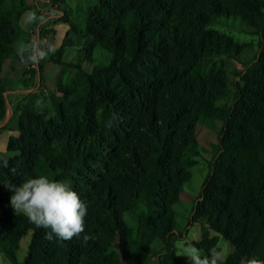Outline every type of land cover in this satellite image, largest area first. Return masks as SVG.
<instances>
[{
    "label": "trees",
    "instance_id": "16d2710c",
    "mask_svg": "<svg viewBox=\"0 0 264 264\" xmlns=\"http://www.w3.org/2000/svg\"><path fill=\"white\" fill-rule=\"evenodd\" d=\"M32 8L0 0V124L9 108L2 67L20 61L14 39ZM217 16L264 37V0H96L83 25L65 14L69 29L49 61L69 72L68 82H58L40 107L18 102L19 136L0 158V248L9 260L179 264L171 237L197 163L188 152L197 147L199 123L219 120L220 153L194 220L231 242L225 264L243 256L264 261V48L241 75L233 104L221 105L230 82L216 58L238 57L248 45L212 28ZM66 49L90 67L64 61ZM40 175L68 183L87 204L79 238L49 241V229L12 209L9 188ZM29 231L20 263L16 253ZM85 234L94 239L85 244ZM216 243L207 229L197 246L208 254Z\"/></svg>",
    "mask_w": 264,
    "mask_h": 264
},
{
    "label": "rangeland",
    "instance_id": "374dc122",
    "mask_svg": "<svg viewBox=\"0 0 264 264\" xmlns=\"http://www.w3.org/2000/svg\"><path fill=\"white\" fill-rule=\"evenodd\" d=\"M29 1L33 2L32 11H34L38 17H43V20H37V22L33 24L31 33L28 32L26 23L23 20V24L21 25V33L18 34L14 39L13 45L15 52L20 45L27 43L29 41L28 39H30L31 41L34 38L46 40L48 44L53 45L57 50L61 46L65 34L69 29V23L62 20V18L65 17V14L71 21H75L78 22L80 25H83L86 12L95 3L96 0ZM38 8H40L41 11H39ZM25 18L26 16H24V19ZM212 28L232 36L233 39L239 44L248 45L245 49L242 50L238 57L216 58L218 63L226 68L230 82V94L226 99L221 102V105L230 106L233 104L236 98V87L237 83L240 81L241 75L249 66L248 64H250L256 59V56L261 51V45L263 46L262 48H264V37L252 33L251 28H249L245 23L232 17H214ZM51 55L52 54H50L49 57ZM49 57L48 61L42 64V67L43 71L44 69L47 71L46 77L49 78L50 81V83L48 84L50 91L48 93L41 91L37 93V95L33 93L21 94L19 97V101L18 99H12V96H8L9 93H6L7 101L10 106L11 103H13L14 108L18 104V102H23V104L27 106L40 107L37 104V101L45 100L47 104V98L49 94L52 92H57L58 82H61L63 84H66L68 82V71H64L57 79H52V74L55 73L54 70L58 72V70L62 69V66L49 61ZM63 59L64 61L73 62L75 64L81 63L87 68L90 67L88 63L81 61V57L78 55V53L75 52L74 49H66L64 52ZM99 59L105 61V58L102 56H99ZM51 68L53 69L52 71ZM1 77L5 86L8 89L10 88V85L13 88L14 86H18V80L16 78L7 79V77H5V72L1 74ZM223 127L224 123L219 120L202 121L197 127V147L194 151L188 152V155L194 160H196L197 163L191 169L192 179L190 182L185 184L184 194L181 198L180 203L175 206V211L177 213V227L173 236L171 237L174 252L177 250V245L192 243L194 246L200 249L202 254H206V250L204 248H201L200 246H197V244L201 242L202 233L207 229L209 230L210 238H217L216 246L213 247L211 250L222 249L225 253L226 258L230 254H232L234 250V247L231 242L227 241L213 230H210L209 227L206 225L205 221L194 220L195 207L202 200L201 191L204 187L206 180L209 177L212 164L220 153V138L222 136ZM1 128L2 127L0 125V129ZM13 131H17L16 120H14L8 128L0 130V158L5 157L7 155L5 147L10 137L14 135ZM1 150H3V152H1ZM31 239L32 231H29L28 234L21 241L20 248L16 253V259L18 262L22 263L26 258ZM176 260L179 264H189L186 257L176 255ZM0 264H14L11 260L7 258L1 248Z\"/></svg>",
    "mask_w": 264,
    "mask_h": 264
},
{
    "label": "clouds",
    "instance_id": "9594fccd",
    "mask_svg": "<svg viewBox=\"0 0 264 264\" xmlns=\"http://www.w3.org/2000/svg\"><path fill=\"white\" fill-rule=\"evenodd\" d=\"M25 16L27 23L43 20L34 11L27 12ZM55 52L56 48L46 40L35 38L16 49L21 63L31 65H38ZM37 104H41V101L38 100ZM3 167H8L7 160L3 161ZM11 171L16 173L15 168ZM9 190L13 193L10 205L15 213L23 214L37 228L49 229L46 232V239L49 241H70L85 233L87 204L68 183L40 175L35 178L27 177L21 184ZM92 239L94 237L90 234L83 235L85 244ZM175 254L186 257L189 264H225L226 260L222 249H213L208 254H202L192 243L177 245ZM239 264H264V261L243 256Z\"/></svg>",
    "mask_w": 264,
    "mask_h": 264
},
{
    "label": "crops",
    "instance_id": "0c3cea01",
    "mask_svg": "<svg viewBox=\"0 0 264 264\" xmlns=\"http://www.w3.org/2000/svg\"><path fill=\"white\" fill-rule=\"evenodd\" d=\"M27 3L31 6H33V2L28 0ZM38 9H39V11H41L40 8H38ZM28 12H30V11H28ZM24 16H25V13L20 20V25L23 24V20H24L26 23V27L28 28V32L31 33L32 26L35 23H27L26 18L24 19ZM47 61H48V59L41 61L38 65H30V64H23L16 58L8 59L3 64L1 74L3 72H5V77H7V79L16 78L18 80V86H16V87L14 86V88H13L10 85L9 89L6 87V89H7L6 93H9L8 96H12V99H14V100L18 99V101H19V97L21 94L33 93V94L37 95V93H39L41 91L48 93L50 91V88L48 85L50 83V81H49V78L46 77L47 71L45 69L43 71V67H42V64L46 63ZM52 70L53 69L51 68V71ZM54 71H55V73L52 74V79H57L65 70L62 67V69L58 70V72H56V70H54ZM8 74H9V76H8ZM44 75L46 78L44 77ZM13 105H14L13 103H11V106L9 105L7 116L4 120V122L0 124L2 129L8 128L10 126V124L15 120ZM13 133H14L13 137L19 136L18 130L13 131ZM7 145H8V143H7ZM7 145L5 147L6 150H7ZM1 152H3V150H1Z\"/></svg>",
    "mask_w": 264,
    "mask_h": 264
}]
</instances>
